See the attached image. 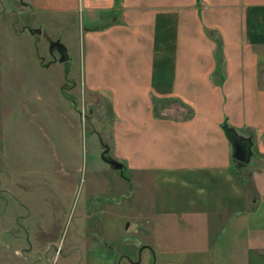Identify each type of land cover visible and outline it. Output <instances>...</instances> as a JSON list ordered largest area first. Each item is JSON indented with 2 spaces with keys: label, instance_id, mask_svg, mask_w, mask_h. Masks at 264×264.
I'll return each mask as SVG.
<instances>
[{
  "label": "crops",
  "instance_id": "0c3cea01",
  "mask_svg": "<svg viewBox=\"0 0 264 264\" xmlns=\"http://www.w3.org/2000/svg\"><path fill=\"white\" fill-rule=\"evenodd\" d=\"M25 2L81 15L86 88L110 99L112 153L147 185L126 264H264V0ZM173 101L186 113L162 114ZM225 128L250 139L247 163Z\"/></svg>",
  "mask_w": 264,
  "mask_h": 264
},
{
  "label": "rangeland",
  "instance_id": "374dc122",
  "mask_svg": "<svg viewBox=\"0 0 264 264\" xmlns=\"http://www.w3.org/2000/svg\"><path fill=\"white\" fill-rule=\"evenodd\" d=\"M25 1L0 0V264L137 261L149 192L102 159L114 117L81 73L82 17Z\"/></svg>",
  "mask_w": 264,
  "mask_h": 264
},
{
  "label": "water",
  "instance_id": "95a60500",
  "mask_svg": "<svg viewBox=\"0 0 264 264\" xmlns=\"http://www.w3.org/2000/svg\"><path fill=\"white\" fill-rule=\"evenodd\" d=\"M34 32L39 34L40 30H35ZM52 49L58 51L59 54L61 55V57L59 58L60 62H65L68 60V57L66 54V48L64 45L60 44L59 42H53L50 44V47H49L50 51H52ZM224 130L228 136V139L232 147V157L240 163H247L251 155L250 139L240 136L233 129L225 128ZM101 156H102L103 161L109 164L114 170L122 169L121 163L113 160L110 157H105L104 152Z\"/></svg>",
  "mask_w": 264,
  "mask_h": 264
},
{
  "label": "flooded vegetation",
  "instance_id": "af4514ba",
  "mask_svg": "<svg viewBox=\"0 0 264 264\" xmlns=\"http://www.w3.org/2000/svg\"><path fill=\"white\" fill-rule=\"evenodd\" d=\"M95 198H94V195L93 194H90V195H88V197H87V199H86V203L88 204V205H93L94 203H95ZM87 205V206H88ZM89 212V211H88Z\"/></svg>",
  "mask_w": 264,
  "mask_h": 264
},
{
  "label": "built area",
  "instance_id": "2783aa9c",
  "mask_svg": "<svg viewBox=\"0 0 264 264\" xmlns=\"http://www.w3.org/2000/svg\"><path fill=\"white\" fill-rule=\"evenodd\" d=\"M169 111H171V113H172L173 111H175V109H173V110H169ZM171 113H170V114H171ZM162 114H164L165 116L168 115V114H167V111H163ZM170 116H171V115H170Z\"/></svg>",
  "mask_w": 264,
  "mask_h": 264
},
{
  "label": "trees",
  "instance_id": "16d2710c",
  "mask_svg": "<svg viewBox=\"0 0 264 264\" xmlns=\"http://www.w3.org/2000/svg\"><path fill=\"white\" fill-rule=\"evenodd\" d=\"M246 182H247V183H246V184H247L246 186H247V188L249 189V188L251 187V184H250L249 181H246ZM249 190H250V189H249Z\"/></svg>",
  "mask_w": 264,
  "mask_h": 264
}]
</instances>
